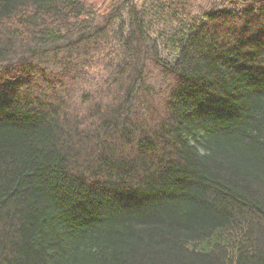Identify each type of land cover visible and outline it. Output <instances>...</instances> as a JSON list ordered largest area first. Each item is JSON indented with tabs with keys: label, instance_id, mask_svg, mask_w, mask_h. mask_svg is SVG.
Listing matches in <instances>:
<instances>
[{
	"label": "trees",
	"instance_id": "16d2710c",
	"mask_svg": "<svg viewBox=\"0 0 264 264\" xmlns=\"http://www.w3.org/2000/svg\"><path fill=\"white\" fill-rule=\"evenodd\" d=\"M0 264H264V0H0Z\"/></svg>",
	"mask_w": 264,
	"mask_h": 264
},
{
	"label": "rangeland",
	"instance_id": "374dc122",
	"mask_svg": "<svg viewBox=\"0 0 264 264\" xmlns=\"http://www.w3.org/2000/svg\"><path fill=\"white\" fill-rule=\"evenodd\" d=\"M143 1V4H144V0ZM150 22V20H147ZM151 22H153V19L151 18ZM155 22V21H154ZM169 23H165V22H162V21H159L157 24L154 23V26H153V31H152V34L155 38L157 39H161V32H165V33H168L169 30H171V28H174V24L172 23V21L170 22L169 26H168ZM160 34V35H159ZM160 43L162 44V53H163V56L169 60H174L177 56V53L176 51L175 52H170V48H169V44H166L165 42H161ZM170 52V53H169Z\"/></svg>",
	"mask_w": 264,
	"mask_h": 264
}]
</instances>
